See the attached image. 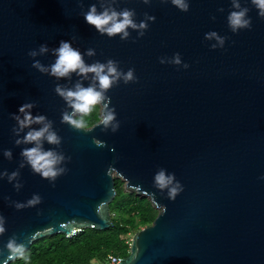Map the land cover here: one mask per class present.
I'll use <instances>...</instances> for the list:
<instances>
[{
	"label": "water",
	"instance_id": "water-1",
	"mask_svg": "<svg viewBox=\"0 0 264 264\" xmlns=\"http://www.w3.org/2000/svg\"><path fill=\"white\" fill-rule=\"evenodd\" d=\"M83 2L85 10L89 3L114 2L117 8H134L137 21L144 12L156 19L142 37L129 29L130 38L122 41L119 34L100 35L86 24L77 0H0V170L18 167L20 149L30 146L14 144L15 121L9 115L27 100L36 101L34 114L45 113L62 137L61 145L45 141L44 148L71 157L54 186L27 165L20 169L18 192L0 178V214L6 218L0 261L15 259H7L4 247L12 236L26 250L40 238L70 234L73 228H109L119 179L158 213L134 234L129 254L116 264H264V179L259 178L264 173V17L251 0H239L249 9L252 26L233 33L226 22L233 0H189L186 12L167 0ZM210 30L227 37L223 48H210L218 43L204 38ZM72 36L81 51L96 49L87 62L111 57L124 70L135 68L137 81L108 90L120 120L115 133L102 132L99 125L77 131L61 123V111L71 109L54 92L57 81L32 67L33 59L48 64L52 56L29 57L30 49ZM177 51L187 69L159 62ZM93 137L104 143L96 145ZM5 148L12 149L11 160L3 156ZM160 168L175 173L183 185L175 198L168 196L172 185H155L153 174ZM33 192L41 195L40 203L12 205Z\"/></svg>",
	"mask_w": 264,
	"mask_h": 264
},
{
	"label": "clouds",
	"instance_id": "clouds-1",
	"mask_svg": "<svg viewBox=\"0 0 264 264\" xmlns=\"http://www.w3.org/2000/svg\"><path fill=\"white\" fill-rule=\"evenodd\" d=\"M77 2L86 24L92 26L100 35L106 34L111 38L119 34V39L122 41L130 38L129 29L136 31V37H142L149 27V22L156 19L155 15L144 12V18L137 21L134 8H117L114 2L89 3L87 10H85L83 0H77ZM167 2L185 12L190 6L189 0H167ZM143 3L150 4L151 0H143ZM251 4L256 8L257 15L264 17V0H251ZM248 11L246 6H241L239 0H233L226 16L227 25L233 33L243 28H251L252 18L248 15ZM211 37H215L218 43L210 45V48L224 47L227 37L218 35L215 30L204 33L205 39ZM75 39V36L67 40L61 39L56 46H49L47 42H42L38 48L30 49L29 57L35 58L46 53L52 56V61L48 64L42 63L39 59H33L32 67L57 81L53 90L64 101L66 109H71V111H61V123H67L77 131H91L94 126L99 125L102 132L110 130L115 133L120 127V120L117 119L116 106L111 103L108 90L121 81L124 84L137 81L139 78L135 74V68L130 66L124 70L120 67V62L111 57L103 61L95 59L89 63L85 57L96 56V49L87 47L81 51L79 47L74 46ZM158 59L161 64H172L184 69L189 67L188 62L182 60L181 53L178 51L172 53L171 56H160ZM73 74L76 76L75 81H72ZM62 78L64 83L60 82ZM69 81H72L71 86H66ZM84 81L88 83L85 84ZM35 107L36 101L27 100L18 106L16 112L9 113L15 121L11 128L12 135L15 137L14 144L17 146L30 145L20 149L19 155L22 159L18 167L11 171L7 168L0 170V178H6L17 192L23 187L20 169L25 165L34 174L47 179L54 186L57 177L68 171L66 162L71 159L63 151L44 148L45 141L49 144L61 145L62 137L55 129L54 121L45 113L36 112L34 114ZM92 140L96 145L104 143L97 137H93ZM3 156L11 160L13 158L12 149H3ZM153 178L155 185L161 189L172 185L168 192L169 198H175V195L183 188L181 182L175 179V173L166 175L163 168L154 172ZM259 178L264 179V173H261ZM4 199L10 200L8 196ZM41 200V195L33 192L26 200L11 202L16 209H22L34 206ZM160 211H165L164 206H161ZM5 220V216L0 214V234L6 231ZM4 247L7 249V259L28 260L29 258L25 255L26 246L18 242L15 236L9 237ZM0 264H6V260L0 261Z\"/></svg>",
	"mask_w": 264,
	"mask_h": 264
},
{
	"label": "trees",
	"instance_id": "trees-1",
	"mask_svg": "<svg viewBox=\"0 0 264 264\" xmlns=\"http://www.w3.org/2000/svg\"><path fill=\"white\" fill-rule=\"evenodd\" d=\"M121 183L116 180L117 194L110 203L112 224L109 228H83L72 236L56 233L40 238L25 250L28 260L15 258L8 264H106L110 256H127L130 233L150 225L158 211L148 198L120 188Z\"/></svg>",
	"mask_w": 264,
	"mask_h": 264
},
{
	"label": "built area",
	"instance_id": "built-area-1",
	"mask_svg": "<svg viewBox=\"0 0 264 264\" xmlns=\"http://www.w3.org/2000/svg\"><path fill=\"white\" fill-rule=\"evenodd\" d=\"M83 228H73L72 232L70 234H67V236H72L78 232H80ZM121 258H118L116 256H110V261L106 264H116Z\"/></svg>",
	"mask_w": 264,
	"mask_h": 264
},
{
	"label": "rangeland",
	"instance_id": "rangeland-1",
	"mask_svg": "<svg viewBox=\"0 0 264 264\" xmlns=\"http://www.w3.org/2000/svg\"><path fill=\"white\" fill-rule=\"evenodd\" d=\"M120 185H121L120 188H123L124 191H126V192H131V191H128V190L125 189V185H124V182H123V181H122V183H121ZM136 195H138V194L136 193ZM154 208H155V207H154ZM155 209H156V208H155ZM156 210H157V209H156ZM144 226H145V225H143L142 227H144ZM142 227H141V228H142ZM141 228H140V229H141ZM136 232H137V231H134L132 234L130 233V236H131V242H132L133 236H134V234H135Z\"/></svg>",
	"mask_w": 264,
	"mask_h": 264
}]
</instances>
